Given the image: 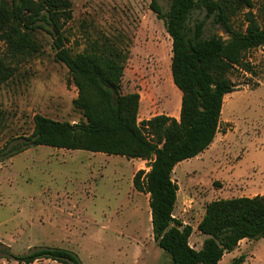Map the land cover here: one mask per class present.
Returning a JSON list of instances; mask_svg holds the SVG:
<instances>
[{
    "label": "rangeland",
    "instance_id": "374dc122",
    "mask_svg": "<svg viewBox=\"0 0 264 264\" xmlns=\"http://www.w3.org/2000/svg\"><path fill=\"white\" fill-rule=\"evenodd\" d=\"M156 1L169 11L171 0ZM253 1L251 11L264 26V0ZM71 2L66 46L74 53L106 41L125 48L129 55L122 91L140 95L139 121L157 115L179 119L182 93L172 79V39L151 9L152 0ZM247 12L234 19L236 30L245 28ZM205 14L194 10L188 27L206 20L205 38L228 39ZM44 26L36 33L42 53L32 59L12 58L0 44V58L15 69L0 87V152L9 142L22 144L32 134L36 115L71 124L85 120L74 107L78 90L69 70L55 59L51 27ZM246 62L251 72L231 76L237 91L224 99L221 130L210 152L181 162L173 171L179 186L174 217L193 228L190 244L196 250L207 238L197 228L208 204L264 195V46L250 51ZM149 165L48 146H33L5 159L0 163V250L26 255L44 247L67 249L82 264H171L152 234L149 196L134 188L136 172L148 171ZM240 256L244 264H264V238L243 240L219 264H232ZM0 264L20 263L1 258Z\"/></svg>",
    "mask_w": 264,
    "mask_h": 264
},
{
    "label": "trees",
    "instance_id": "16d2710c",
    "mask_svg": "<svg viewBox=\"0 0 264 264\" xmlns=\"http://www.w3.org/2000/svg\"><path fill=\"white\" fill-rule=\"evenodd\" d=\"M254 6L253 0H171L169 11L164 12L152 0L151 9L164 21L172 39L171 73L182 101L179 119L157 115L140 122V95L122 91L128 51L107 41L78 53L66 46L65 26L73 18L71 0H0V44L7 55L21 60L38 56L42 45L36 33L44 24L51 27L55 59L68 68L78 90L74 107L85 119L71 124L36 115L32 134L22 144L12 146L9 142L0 152V163L33 146L147 161L149 170L136 172L134 188L149 195L152 234L171 264H219L243 240L264 238V195L208 204L197 228L207 237L200 250L190 244L193 228L174 217L179 186L173 171L214 143L221 130L224 99L237 91L231 76L251 72L247 54L264 46V26L251 11ZM196 9L206 11V18L220 25L228 39L218 35L205 38L206 20L189 28ZM246 10L245 28L236 30L233 21ZM14 72L11 64L0 58V87ZM3 120L0 109V125ZM1 258L20 264L42 260L82 264L74 252L50 247L26 255H14L5 248L0 250ZM244 262L240 256L232 264Z\"/></svg>",
    "mask_w": 264,
    "mask_h": 264
},
{
    "label": "crops",
    "instance_id": "0c3cea01",
    "mask_svg": "<svg viewBox=\"0 0 264 264\" xmlns=\"http://www.w3.org/2000/svg\"><path fill=\"white\" fill-rule=\"evenodd\" d=\"M213 144H214V143H213ZM213 144H212V145H213ZM212 145H211V146H212ZM210 148H211V147H210ZM210 148H209L208 150H206L205 152H203L202 154H200L199 156H197L196 159L202 158V156H204V154L209 153V152H210ZM136 160H139V159H136ZM177 166H178V165H177ZM175 170H176V168H175ZM175 170H174V171H175ZM173 175H174V173H173ZM148 196H149V195H148Z\"/></svg>",
    "mask_w": 264,
    "mask_h": 264
}]
</instances>
